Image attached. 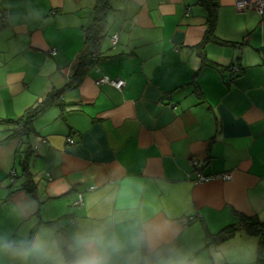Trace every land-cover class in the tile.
Returning <instances> with one entry per match:
<instances>
[{"label": "crops", "instance_id": "obj_1", "mask_svg": "<svg viewBox=\"0 0 264 264\" xmlns=\"http://www.w3.org/2000/svg\"><path fill=\"white\" fill-rule=\"evenodd\" d=\"M238 1L216 0L207 39L197 0H110L97 57L69 87L98 0H0V244L107 225L119 264L257 263L242 229L210 242L235 213L264 224V11ZM192 160L215 178L195 182ZM0 264L35 261L0 250Z\"/></svg>", "mask_w": 264, "mask_h": 264}, {"label": "clouds", "instance_id": "obj_2", "mask_svg": "<svg viewBox=\"0 0 264 264\" xmlns=\"http://www.w3.org/2000/svg\"><path fill=\"white\" fill-rule=\"evenodd\" d=\"M132 242L136 244L137 240L133 239ZM0 250L31 257L35 264H119L117 257L124 250V245L112 235L107 225H88L66 237L56 236L49 229H41L30 238L5 241L0 244ZM125 264L144 262L129 257ZM155 264L186 262L176 255H169L160 257Z\"/></svg>", "mask_w": 264, "mask_h": 264}, {"label": "trees", "instance_id": "obj_3", "mask_svg": "<svg viewBox=\"0 0 264 264\" xmlns=\"http://www.w3.org/2000/svg\"><path fill=\"white\" fill-rule=\"evenodd\" d=\"M110 0H98L97 3V17L95 19V24L92 26V29H89L86 33L85 37V46L83 48L82 54L79 58V64L77 71L73 74L72 81L69 84L70 86L75 85L78 75L82 74V71L91 64L89 62L90 57L93 53L96 54L97 57V45L99 43L98 35L101 33L104 29L103 23L104 22V12L106 11V8H108V3ZM199 4L204 6L207 11L206 16V24H207V30H206V36L205 38H209V36L212 34V31L214 29L215 24V13L217 8L216 0H197ZM58 92H52L49 94V96L46 98V100L42 103H40L35 108L29 109L26 111L25 115L22 118L21 122V134L28 137L32 131L31 129V121L35 116H37L45 107H47L52 101L53 98L56 97ZM30 152H27L24 157L21 160V171L23 175L26 177V182L23 186V189L27 193H31L34 185L32 183V178L28 171L27 161L28 156ZM235 216L237 217L238 221L236 224H232L229 226H226L225 228L221 229L217 234L213 235L210 238V242L213 243H221L225 240L230 239L235 232L238 229H242L246 234L251 236H256L258 238V245H257V263L256 264H264V224L259 223L255 218L253 217H247L242 214L235 213ZM56 236H63L62 230L57 231Z\"/></svg>", "mask_w": 264, "mask_h": 264}, {"label": "built area", "instance_id": "obj_4", "mask_svg": "<svg viewBox=\"0 0 264 264\" xmlns=\"http://www.w3.org/2000/svg\"><path fill=\"white\" fill-rule=\"evenodd\" d=\"M235 7L237 9H243L246 7H253L255 8V10L257 12H259L260 14L264 11V0H239L236 4ZM117 36L114 35L111 37L110 39V43L111 46L114 48L117 44ZM50 54L54 55L55 54V50H51ZM233 71H237V69L235 67L232 68ZM98 84L100 83H108L111 84L113 87L117 88V89H121L124 85V82L122 80H109L107 77H102L98 82ZM67 143L68 144H73V141L71 139H67ZM191 166L193 168L194 171V175H195V182H204V181H209L212 180L213 176H203L199 173L200 169H201V165L195 161L192 160L191 161ZM12 176H14V173H12ZM220 178H222L223 180H228L230 179V175L229 174H223L221 176H219ZM94 187H90L89 190H92ZM81 198H82V194L78 195L77 200L73 203L74 205H79L81 202Z\"/></svg>", "mask_w": 264, "mask_h": 264}]
</instances>
